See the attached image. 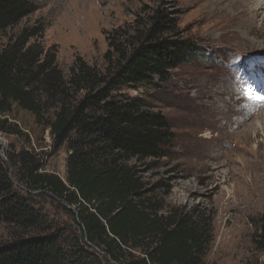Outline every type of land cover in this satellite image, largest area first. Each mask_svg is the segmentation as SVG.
I'll return each instance as SVG.
<instances>
[{"label": "trees", "instance_id": "obj_1", "mask_svg": "<svg viewBox=\"0 0 264 264\" xmlns=\"http://www.w3.org/2000/svg\"><path fill=\"white\" fill-rule=\"evenodd\" d=\"M37 10L32 0H0V133L25 137L28 145L0 156V222L12 235L0 245V264H204L212 217L187 208L162 214L140 170L169 157L172 126L144 100L120 94L169 81L201 53L182 38L178 13L162 4L106 31V66L77 57L66 75L57 47L44 44L43 22L4 40ZM15 107L49 130L56 148L67 149L65 179L46 172L31 138L8 123ZM42 197L72 223L56 224L38 206ZM256 227L253 244L264 255V213Z\"/></svg>", "mask_w": 264, "mask_h": 264}, {"label": "rangeland", "instance_id": "obj_2", "mask_svg": "<svg viewBox=\"0 0 264 264\" xmlns=\"http://www.w3.org/2000/svg\"><path fill=\"white\" fill-rule=\"evenodd\" d=\"M32 1L38 10L8 31L4 40L43 22L47 25L44 44L57 47L58 64L66 75L77 57L104 68L106 31L170 3L178 13L182 38L195 43L201 53L175 69L167 82L156 79L155 84L120 92L128 99L144 100L150 110L163 114L176 137L174 149L157 168H149V163L140 167L146 189L153 190L149 195L163 205L162 214L187 208L212 217L214 239L204 264H264V255L253 244L256 221L264 213L261 22L258 31L243 38L241 27L228 25L219 10H224V0ZM259 12L264 14V9ZM7 119L31 138L44 170L65 179L69 154L65 147L54 146L49 130L36 125L34 117L18 107ZM25 148V137L0 133L3 159ZM37 203L56 224L72 223L48 198ZM11 236L0 222V245L10 242Z\"/></svg>", "mask_w": 264, "mask_h": 264}, {"label": "bare ground", "instance_id": "obj_3", "mask_svg": "<svg viewBox=\"0 0 264 264\" xmlns=\"http://www.w3.org/2000/svg\"><path fill=\"white\" fill-rule=\"evenodd\" d=\"M227 9L232 10V12L230 11L231 14H229ZM263 9L264 0H224V10H219L224 12V19L228 21V25L241 27V32H239L242 34L243 38L247 39L252 35L254 29L258 31L259 22H261L259 30L264 33V14L259 12ZM232 33L234 34L235 32L232 30Z\"/></svg>", "mask_w": 264, "mask_h": 264}]
</instances>
